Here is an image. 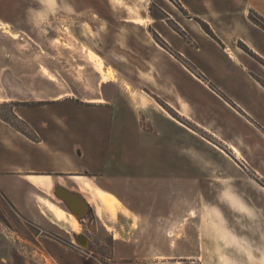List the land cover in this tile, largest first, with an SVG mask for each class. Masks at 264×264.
I'll return each mask as SVG.
<instances>
[{
    "label": "crops",
    "instance_id": "obj_1",
    "mask_svg": "<svg viewBox=\"0 0 264 264\" xmlns=\"http://www.w3.org/2000/svg\"><path fill=\"white\" fill-rule=\"evenodd\" d=\"M50 1L0 0V106L10 105L25 127L0 117V194L16 214L41 229L56 226L72 243L80 223L56 195L62 187L96 217L104 209L121 218L112 234L118 262L210 264L202 222L211 221L222 264H264V186L249 176L264 175V88L256 81L264 68L258 73L253 61L264 62V27L250 17L264 24V0H177L214 33H192L180 20L193 53L161 33L201 76L191 74L199 94L173 85L202 112L196 123L235 154L243 166L229 164L235 173L222 155L201 152L137 78H104L87 99L60 84L52 93L50 46L35 32L50 19Z\"/></svg>",
    "mask_w": 264,
    "mask_h": 264
},
{
    "label": "rangeland",
    "instance_id": "obj_2",
    "mask_svg": "<svg viewBox=\"0 0 264 264\" xmlns=\"http://www.w3.org/2000/svg\"><path fill=\"white\" fill-rule=\"evenodd\" d=\"M48 8L50 19L36 22L35 32L36 39L42 43L44 37L45 44L50 46L52 78L57 80L55 84L52 83V93L53 87L60 84L65 93H75L87 99L90 98V93L98 90L104 78H137L141 84L136 87L152 94L170 117L187 127L194 134L196 146L201 152L216 159L219 155L225 157L229 172L235 171L230 166L240 170L239 166L242 165L232 150L196 123L202 120V112L193 107L189 108L182 92L173 85L180 82L199 94L191 81V74L200 79L201 76L171 48L162 34L174 45L184 47L185 52L189 50L193 53V45L189 43L191 38L180 25V20L185 29L192 33L200 30L210 36L214 35L210 25L201 20V17L193 16L177 0H51ZM191 8L202 14L201 6L195 5ZM250 17L264 27L261 20L253 15ZM238 51L249 55V50L241 43L238 44ZM199 55L203 56V53ZM253 61L256 63L254 69L260 73L264 62L257 58ZM105 63L111 69L106 71ZM149 65L151 67L148 71ZM256 77V81L264 88V77ZM213 90L216 91L215 88ZM251 97H255L252 91ZM0 117L25 129L13 117L10 105L0 106ZM249 176L264 186V175L251 172ZM97 215L98 217L91 209L84 218L86 221L81 222L78 218L80 229L72 231L74 234L71 235L70 243L67 241L70 235L60 232L56 226L41 229L22 220L0 194V264L130 263L118 262L114 258L112 234L121 225V218L117 213L110 216L104 209L103 215L102 212ZM209 222L211 221L202 222V225L203 230L210 233V264H220L213 250L215 238ZM180 233H184V230ZM79 237H83L86 243H81ZM48 243L51 245L48 246ZM33 251L34 255H27V252Z\"/></svg>",
    "mask_w": 264,
    "mask_h": 264
},
{
    "label": "water",
    "instance_id": "obj_3",
    "mask_svg": "<svg viewBox=\"0 0 264 264\" xmlns=\"http://www.w3.org/2000/svg\"><path fill=\"white\" fill-rule=\"evenodd\" d=\"M56 195L67 204L71 213L76 215L79 219H84L87 216L89 212V208L87 210V205L85 201L82 199L83 197L81 195L77 193H69L66 190H64V188L62 187H57ZM76 204H80L81 206H83L85 208L84 212L79 213V214L75 213V211L73 210L74 209L73 207L76 206Z\"/></svg>",
    "mask_w": 264,
    "mask_h": 264
},
{
    "label": "bare ground",
    "instance_id": "obj_4",
    "mask_svg": "<svg viewBox=\"0 0 264 264\" xmlns=\"http://www.w3.org/2000/svg\"><path fill=\"white\" fill-rule=\"evenodd\" d=\"M136 15H139V13H136ZM83 199V198H82ZM84 200V199H83ZM85 201V200H84ZM85 203H86V205H87V210H88V208H89V205H88V203L85 201ZM74 209V211H75V213H82V212H84V210H85V208L83 207V206H81L80 204H76V206H74L73 207ZM86 210V211H87ZM77 219H78V217L76 216V215H74ZM79 241L81 242V243H86V240L83 238V237H79Z\"/></svg>",
    "mask_w": 264,
    "mask_h": 264
}]
</instances>
